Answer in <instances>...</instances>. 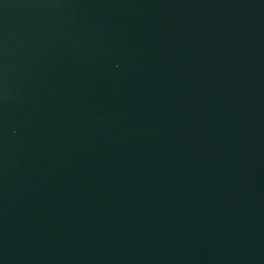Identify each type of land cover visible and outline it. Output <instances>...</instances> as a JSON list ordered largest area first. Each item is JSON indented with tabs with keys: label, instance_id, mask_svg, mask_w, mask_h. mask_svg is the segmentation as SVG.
<instances>
[{
	"label": "water",
	"instance_id": "95a60500",
	"mask_svg": "<svg viewBox=\"0 0 264 264\" xmlns=\"http://www.w3.org/2000/svg\"><path fill=\"white\" fill-rule=\"evenodd\" d=\"M0 264H264V0H0Z\"/></svg>",
	"mask_w": 264,
	"mask_h": 264
}]
</instances>
